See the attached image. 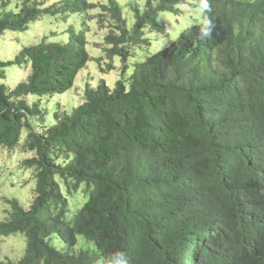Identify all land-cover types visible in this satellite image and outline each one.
<instances>
[{
  "label": "trees",
  "instance_id": "1",
  "mask_svg": "<svg viewBox=\"0 0 264 264\" xmlns=\"http://www.w3.org/2000/svg\"><path fill=\"white\" fill-rule=\"evenodd\" d=\"M207 2L132 4L130 24L120 0H0V38L46 17L62 28L0 54V151L27 131L35 155L22 167L36 180L29 208L7 199L0 238L24 234L27 247L0 264H264V0ZM95 8L106 29L97 61L104 72L122 63L115 86L88 83L48 125L42 99L93 60ZM171 14L190 23L153 49L152 33L177 29Z\"/></svg>",
  "mask_w": 264,
  "mask_h": 264
},
{
  "label": "rangeland",
  "instance_id": "2",
  "mask_svg": "<svg viewBox=\"0 0 264 264\" xmlns=\"http://www.w3.org/2000/svg\"><path fill=\"white\" fill-rule=\"evenodd\" d=\"M17 1L19 0H14V2ZM37 1L42 2L43 0ZM44 1L50 4L53 0ZM89 1L101 3L105 0ZM120 2L125 5L124 12L131 24L135 21L133 7H131V5L136 4L137 6L144 8L147 0H120ZM183 8L187 14H190L191 8L189 2ZM100 12V8H95L91 10L90 15L87 16L91 28L87 33V48L93 60H90L86 67L80 71L74 86L69 91L58 94L54 97H46L42 99L46 107L49 109V115L47 117L48 125H51L53 122V112L51 109L54 107H60L61 109L71 111L75 106L84 101L86 86L88 83L96 86L101 79H105L112 87L115 86V76H117L122 66L119 58H117L115 62L117 69L107 72L103 71L97 61L98 57L105 55L102 48L106 29L102 28L100 24L101 20L98 18ZM166 18L173 29L176 28V23H179L178 26L180 27L177 26V29H175L172 36L165 37L161 34L152 33L151 44L153 49L159 46L157 50H160L162 47L171 43L172 40L178 36L181 26L185 27L190 23L189 21L184 23L181 19V15L171 14L167 15ZM55 30L61 31L62 28H59V24L53 21L52 18L46 17L37 23H33L30 26V29L26 32H6L0 38V54L4 60H11L24 45L38 43L44 36L50 35V32ZM104 65L107 67L106 63H104ZM28 73L29 71L24 75L21 73L22 76H20V78L10 80L9 83L11 86H15L21 79L26 78ZM38 99L39 97L29 96L30 101ZM26 133L27 131L24 132L20 144L13 151L6 148H3L0 151V218L6 216L5 212L9 205L7 199L18 198L25 207L29 208L35 198L34 190L36 180L34 178V169H26L22 167L24 159L35 155V152L33 151L23 150ZM70 198L74 210H77L87 200V197H85L81 205H79L80 199L83 198L82 191L75 193ZM84 241V238H80V246L83 245ZM26 247L27 239L24 234H14L2 237L0 238V259L6 260L7 258H11L18 260L25 254Z\"/></svg>",
  "mask_w": 264,
  "mask_h": 264
},
{
  "label": "clouds",
  "instance_id": "3",
  "mask_svg": "<svg viewBox=\"0 0 264 264\" xmlns=\"http://www.w3.org/2000/svg\"><path fill=\"white\" fill-rule=\"evenodd\" d=\"M201 4H202V7L205 9H207L209 7L207 0H201Z\"/></svg>",
  "mask_w": 264,
  "mask_h": 264
}]
</instances>
